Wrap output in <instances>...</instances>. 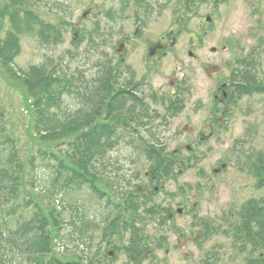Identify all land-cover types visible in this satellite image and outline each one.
Returning <instances> with one entry per match:
<instances>
[{
  "label": "rangeland",
  "instance_id": "rangeland-1",
  "mask_svg": "<svg viewBox=\"0 0 264 264\" xmlns=\"http://www.w3.org/2000/svg\"><path fill=\"white\" fill-rule=\"evenodd\" d=\"M188 2L189 0H171L166 3L164 0H158L159 10L146 20L140 47L127 61L125 71L131 76H125L124 70H120L121 78L113 83L121 87L128 79L135 78L134 73L136 80L141 76L151 75L147 79V85L141 87L149 112L141 105L137 121L152 123L153 135L147 134L145 130H140V133L148 142L153 140L163 144L169 162H172L178 152H182L177 157L187 163L182 172H178L173 178L166 177L163 190L152 204L165 203V207L175 209L187 199V207L191 209L193 201L195 202L194 192L200 186L202 195L197 200L199 206L193 215L207 220L217 231L209 233L201 242L199 240L187 245L186 252L190 254L188 259L178 249L177 238L181 232L185 237L192 232L195 223L192 216L178 218L177 227L172 231L148 220L145 228H142L144 236H166L169 243L161 249L156 246L151 257L132 261L129 257L130 250L126 247L127 236L109 238L103 230V224L92 239L91 252L99 264H210L213 261V264H245L243 261L246 252L245 255L242 254V248H239L232 238L230 224H234L239 210L247 202L264 201V187L260 188L259 178L248 170L251 164L247 163L245 168L242 166L243 162L247 161L245 158L251 154L252 158L264 154V94L262 91L247 92L242 96V100H237V105L231 108L227 127L222 128L212 140L200 142L197 136L204 134L209 138L210 128H207V125L215 112L212 104L217 91L222 90L233 74L241 70L242 62H252V54L262 52L264 48V0H219L218 3L200 4L192 2L190 6ZM31 7L45 23L61 26L59 22H64L70 23V26L66 32L63 31L62 44L55 47L42 45L36 38L22 36L20 55L14 59L13 67L17 71H27L31 66H39L47 60H52L53 65L67 66L72 72L84 71L85 78L90 80L93 86L91 79L104 74L99 70L100 66L102 71H106L104 69H108L109 64L106 63L110 57L116 60L113 50L120 40L119 28L125 31L135 29L129 12L122 15L118 12L116 17L121 19L114 22V27L111 25L109 9H118V2L114 0H42L36 5L32 2ZM184 9L190 12H185ZM88 11L83 19L82 16ZM208 16L212 19L211 23L207 22ZM77 28H80V31H77ZM77 32L79 39L74 44L73 38L78 36ZM169 32L178 34L175 47L169 57L161 61L155 74H152V71H146L141 61L143 50L146 48L143 42L149 38L154 41L161 40ZM93 37L102 47L87 54ZM71 56H76L74 61H71ZM262 59L261 73L264 75V56ZM97 64L99 65L96 66ZM215 67L218 69L209 75L207 70ZM183 76L186 88L185 105L176 110L177 113L169 112L163 100L172 97V81ZM12 79L0 60V100L7 113L11 114L7 117V127L16 129V138L21 141L23 155H27L32 145L27 138L26 128H29L33 119L28 117L24 110L21 99L24 90L22 84ZM112 89L119 90L116 87ZM155 97L159 103L153 102ZM63 101L67 109L75 110L80 106V99L76 95H65ZM127 108L129 106L124 107L123 111ZM123 121L119 117L107 121L103 115L98 123L120 122L122 128ZM186 124L192 127V132L182 131ZM128 127L133 135L135 128ZM128 142L127 138L114 151L108 153V166L105 164L98 167L100 174L93 176V179H99L97 183L103 193V199H94L90 206V214L93 217H99L108 209L122 208L126 202L129 203L132 197H127L125 193L133 192L135 186H143L147 182V175L154 170L156 162L147 159L145 154L135 150ZM187 146L194 147L193 154L186 152ZM221 164H230V168L216 178L217 182L213 183V188H204L203 184L208 182L207 177L213 175L214 169L221 168ZM178 169L175 167L176 172ZM148 207L142 206L139 214H144ZM63 219L69 223L70 214L64 213ZM127 219L126 214L125 220ZM67 230L65 228L63 232L66 233ZM250 247L247 250H251ZM110 251L115 252L112 258L107 256ZM62 254L63 258L55 255L60 258L62 264H76L72 252L65 250Z\"/></svg>",
  "mask_w": 264,
  "mask_h": 264
},
{
  "label": "trees",
  "instance_id": "trees-1",
  "mask_svg": "<svg viewBox=\"0 0 264 264\" xmlns=\"http://www.w3.org/2000/svg\"><path fill=\"white\" fill-rule=\"evenodd\" d=\"M41 1L0 0V60L9 78L22 84L24 110L33 119L26 128L32 147L23 155L16 129L7 127L11 114L0 100V264H62L59 259L66 249L81 253V262H74L84 264L92 257V239L103 224L109 238L127 233L132 237L144 236L143 230L134 224L124 225L126 212L132 214L130 209L111 208L99 217L91 216L94 199H103L99 179H93L100 174L97 168L108 166V153L127 138L128 144L147 159L159 157L136 131L131 135L129 128H111L112 122L98 123L103 115L107 121L121 117L123 108L132 101L129 94L112 89V77H107L105 71L91 79L92 86L84 71H66L53 65L52 60L27 71L17 73L13 69L14 59L20 55L22 36L55 47L62 44L63 31L70 26L64 22H59L61 26L45 23L31 7L32 2L36 5ZM100 47L93 38L86 52L91 54ZM263 56L264 48L252 54V62L240 64L239 79L252 93L264 94ZM65 95H76L80 106L75 110L65 108ZM138 105L135 100L134 106ZM129 113L130 110L125 117L131 116ZM253 157H247L250 171L263 188L264 154ZM135 191L139 193L138 188ZM66 212L70 214L69 223L63 219ZM148 217L139 216L138 220L145 224ZM236 219V243L246 247L242 250L246 252L242 253L243 262L264 264V201H249ZM64 225L70 229L66 234L61 233ZM208 233H203L202 238L206 239ZM136 246V251L141 252L144 244ZM249 246L251 250H247ZM57 254L60 258L55 257Z\"/></svg>",
  "mask_w": 264,
  "mask_h": 264
},
{
  "label": "flooded vegetation",
  "instance_id": "flooded-vegetation-1",
  "mask_svg": "<svg viewBox=\"0 0 264 264\" xmlns=\"http://www.w3.org/2000/svg\"><path fill=\"white\" fill-rule=\"evenodd\" d=\"M114 1L118 2V9L116 10L112 8L109 9V19H110V22L112 23L111 25L114 27L115 26L114 22L117 21L118 19H121L119 17H116L118 12L119 13L121 12L120 15L124 14V12H129V14L132 15L131 19H133L135 23V29L133 31H127V30L125 31L124 29L119 28L120 31L118 32V34H120L119 35L120 40L118 41L119 42L118 45H116V47L113 50V56L114 58H116V60L110 57L109 66L113 67L114 65L121 64L124 70V75L131 76L129 73L125 71V69L127 68V61L130 57H132L131 55L133 54V52H135V50L140 47L139 43L141 42L142 38H144L143 31H145L144 27L146 26V20L150 19L154 14L157 13L156 10H159V7H158L159 4H158V0H114ZM164 1H166V3L171 2V0H164ZM218 1L219 0H189L188 6H190L192 2L200 4L203 2L218 3ZM184 11L190 12V11H186L185 9ZM111 29L113 28L111 27ZM176 36H178L177 33L169 32L165 34L163 39L161 40L154 41L148 37L149 39L143 42V45H145L146 48H144L143 50V56L141 57V61L144 63L145 68L147 69L146 71L148 72L152 71V74L153 73L155 74L156 70L159 68L161 61L169 57L173 48L175 47ZM119 49L124 50V53H121V54L118 53L117 51ZM133 72H132V75H133ZM148 75L145 77L141 76L139 79L136 80V76L134 73L135 78L132 77V79L130 80L128 79V84L131 81L130 83V85H132L131 88H133V86L136 85L139 81H144V84L147 85V82H148L147 79L151 76L150 74ZM235 77H237V75ZM183 80L184 79L172 81L171 83L172 97L165 100V104L168 106V108L172 107L173 105L178 106L184 102V99L182 98L184 94L183 87L185 86V84L183 83ZM232 89H234V87L230 83L224 84L223 89L220 91H217V93L214 95L213 103L215 107V112L210 117V121H209L210 124L207 125V128H210L209 138L208 136L204 134L202 135L200 134L197 136L199 137L200 142H203V141L208 142V140L210 139L212 140L213 137L216 136V134L222 130V128L227 127V124L231 118V113H232L231 108L234 105H237L236 101L233 103L231 102L232 100L231 94L233 93ZM152 96L154 97V95ZM153 102L157 103L156 99H153ZM193 150L194 148H188V147L186 148V152L189 155L193 153ZM179 153H182V152H178V155ZM177 156H175L173 161L170 162V166L166 163L165 166H162V167L166 171L169 168H173V166L186 167L187 163L185 161L180 160V158H178ZM223 166H226V165L221 164V168L213 170V175L207 177L208 182H205L203 184L204 188H208L209 186L213 188L214 187L213 183L217 182L216 178L225 174L227 170L230 168V164H228L225 169H223ZM157 170H158V166L154 167V170L151 172V174L147 175L148 176L147 182L143 184L141 188V193L137 196L138 202L140 204L143 202L152 203L156 199L157 195L159 194L158 192L161 190V188L159 187L160 178L165 179L166 174L160 177L156 172ZM151 190H154L153 194H150ZM197 191H201V190L198 188ZM199 195H202V193L197 194L198 197ZM186 200L187 199H185V201H183L182 204H178V206H176L175 209L170 208V206H166V207L163 206L164 208L162 207L163 209L161 208L160 210L161 215L154 216L152 218V219H156L155 220L156 224H159L162 222L163 217H166L165 223H166L167 229H170L172 231L173 228L177 227L176 222L178 218L185 217V216L186 217L192 216L193 220H195L194 228L192 229V232L190 231L191 233L188 234L189 236L187 237H185L183 235V232H181V235L178 236L177 238L178 239L177 246L179 245V247H182L183 249H185V251H186L187 245L195 243L196 240H199L201 238V236L203 235V229L207 228L206 222H208L207 220L202 219V221H200L201 224H199V221L196 218L197 216L193 215L194 213H196L198 206L193 205V207L190 209V207L189 208L187 207ZM156 210L157 209L155 208L154 211ZM206 233H208L207 230L205 231V234ZM127 240L132 243L136 242V243L153 244L154 246H152L151 248H153L154 250L156 246L160 243H162L163 245L169 243V240L167 239L166 236L165 237H154V238H149V237L128 238ZM142 248H146V247L143 246ZM152 255L153 253L151 251L147 253L144 252L141 256H138L137 259L142 260V259L151 257ZM132 259L135 260L136 256L135 257L133 256ZM131 264H137V262H132Z\"/></svg>",
  "mask_w": 264,
  "mask_h": 264
},
{
  "label": "water",
  "instance_id": "water-1",
  "mask_svg": "<svg viewBox=\"0 0 264 264\" xmlns=\"http://www.w3.org/2000/svg\"><path fill=\"white\" fill-rule=\"evenodd\" d=\"M84 17H85V15H84ZM208 22H210V19H208ZM119 52H122V50L121 49H119L118 50ZM216 69L215 68H213L212 70H211V72H214ZM193 129L192 128H190L189 126H185L184 128H183V131H188V132H191Z\"/></svg>",
  "mask_w": 264,
  "mask_h": 264
}]
</instances>
